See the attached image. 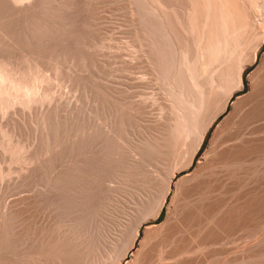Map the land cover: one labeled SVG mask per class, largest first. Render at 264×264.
<instances>
[{
	"label": "bare ground",
	"instance_id": "bare-ground-1",
	"mask_svg": "<svg viewBox=\"0 0 264 264\" xmlns=\"http://www.w3.org/2000/svg\"><path fill=\"white\" fill-rule=\"evenodd\" d=\"M97 1L99 0H86L85 3L82 0H38L34 3L36 5L32 6L33 3L29 0L32 7L29 6L28 2L26 3L28 7H25V5H22L23 0H0V116L5 115L8 110L11 112L15 111L17 107H22L23 109L20 108L22 111L28 109L27 113L31 112L32 114L34 113V107L40 106L41 108L37 116L35 114V120L33 119L34 117L32 118L34 121L31 118V120L29 119L30 122H33L31 124H34V129H32L36 132V143H38L37 135L40 134V141L35 155H29L31 152L26 150L25 147L28 143L21 142L23 126L18 122L16 124V121L12 122L15 124L5 125V122H8L7 119L10 118V111L5 115L6 119L5 117L2 118L5 121L0 125V132L2 133V136H0L3 139H1L2 144L0 143V146H3L2 150H5V152H12L13 156L17 155L15 161H17V157L20 156L21 158L23 156L21 159L23 161L26 160V162L24 161L25 164L27 162L28 164L34 163L36 166L35 161H37V167L40 165L43 168L46 163L49 167L48 163L52 165V158L57 148L70 143L71 140L67 139L68 133H74L77 130L79 134L76 135L78 137L80 133L83 135L82 131H79L80 129L73 131L76 125L74 124V126L70 120H67L69 119L67 118L69 114L66 116L67 119H61L62 117L59 116L60 111L57 107L56 110L54 106L53 108L50 106L54 104L56 99L53 98L55 96H57V102H59L58 99L62 98L58 96L56 91L64 86L65 82H70V84L74 82V87H72L75 90L77 89V94L84 92L88 96V94L92 95L94 92V97H97L95 95L97 90L95 89L101 90L100 88H95V84L91 82L92 79L82 77L83 71L78 72L77 66L76 71L82 75L74 78V74L77 73L72 72L73 65L70 68L71 70H65L66 63L63 65L62 57L58 54L63 55L64 60L68 61L66 60L67 57L73 56L74 53H76L74 57L78 53H83L81 59L86 60L85 57L83 58L84 53H86L84 48L86 50L90 49L87 55L91 54V48L95 49L97 45L88 48V44L91 42H88V40H90L92 33L97 31L96 34L100 36V32H103L95 30V28L102 29L101 23H103L101 22L102 19H99L102 18V14L97 18L95 13L97 12L96 15H98V13L105 10L101 8L105 4L100 7L101 0L100 2ZM119 1L122 3L123 0ZM123 2L125 4H122L130 9L128 13H132V17L135 16L134 20L138 25L136 29L138 35L136 37L140 38L142 45L141 42H137L138 38L133 40V42H137V45L139 43L142 47L145 44L146 48L142 49L147 50L148 53H144L145 58L144 56L142 58L147 62L146 64L149 68L147 70L151 71L150 73L159 83L158 85H161L164 99L161 105L163 118L161 117V120L157 119L156 121L150 120V125L148 127L145 125L147 127L145 134H143L145 131L143 129V137L140 136L142 139L137 138L139 140H135L130 136V128L132 127L135 114H138L136 111H140L139 107L135 108L120 101L119 105L121 104V106L114 105L118 106L117 110L113 108L112 111L114 110V112L108 115L106 113L105 119L102 117L105 122H101V116L100 118L96 116V119L102 123L101 127L104 126L100 135L102 137L101 151L96 150L86 156V148L92 142H96L95 137L92 135L85 138L83 135V138L74 139L73 145L75 144L77 149L76 158L71 161V165L68 164L70 167L67 171L63 172L62 170L55 179L60 191H67V194H69L70 200L66 203H70L78 211L83 212L86 209L87 211L84 212H88L91 215L88 230L85 229L87 230L86 233L78 238L72 237L76 235V232L70 236L67 234L69 232L62 234L61 232L57 233L58 230L52 233L45 231L36 239L34 237L33 243H28V245L26 244L24 247L19 248L18 246L22 245L18 234L21 229L19 232L15 230L13 220L23 214V212L25 213V210L29 208L32 202L30 203V200L28 201L24 198L17 201L14 200L15 202L6 205L2 216L0 212V264H149L155 246L160 245L164 248L170 243L172 251H168L166 248L168 253H165L166 255L163 256L160 264L163 263L164 259L171 260V264H183L179 254L188 252L189 248L185 247L188 239L195 237L208 242L211 239L213 230L227 229L230 225L228 218L231 215L233 217V212L235 217L237 215L238 218L236 219H238V222L242 221L241 218L247 216L244 215L243 204L247 207L244 197L238 195L235 200L233 199L234 203L227 204L223 202L221 193L224 189V181L240 167L256 165L261 160L264 161V57L259 66L247 78L249 91L238 97L233 103L231 112L215 130L204 156L202 155L203 157L198 161L194 171L178 181L176 180L181 172H189L193 168L211 128L214 127L218 118L228 111L235 95L245 89V72L250 66L256 64L258 55L264 46V0H124ZM20 3L23 7L20 6ZM114 4L115 6L117 5V3L112 2L110 3L111 6H106L108 5L106 4L105 8L108 9L109 7L108 10L112 11L113 9L111 10L110 7L112 8ZM97 9L98 11H96ZM121 9L124 8L121 7ZM126 12L127 10L125 9ZM104 14L105 18L108 14ZM110 15L109 13L108 17ZM93 17L100 21L101 25H97L98 28L94 27L97 22H93L96 20ZM260 17L262 18L261 20ZM92 19L93 21L91 22ZM106 19L109 20L108 18ZM134 20L133 22H135ZM92 23L94 25H91ZM131 23L128 28H132L130 32L133 31L135 35L137 33L135 32L136 26L135 23L131 26ZM108 25L107 27L105 25L107 29ZM102 27L104 28V26ZM134 35L133 38L135 39ZM102 38L107 39L104 36ZM111 38L113 39V37ZM93 40L92 45H95L94 43L97 41L94 42ZM108 46L111 45L108 44ZM141 46L138 45V47ZM41 53H45V55L47 53H57L58 57L56 56V58H61L56 59L57 61L55 62L52 55L53 58L51 57V59L53 60L51 62H53V65L48 61L53 66V71L51 70L53 74L45 69L42 63L44 61L38 60L37 56ZM70 58L73 59L72 57ZM72 61L75 62L76 60L73 59ZM86 62L82 66L86 69L85 71H88L87 74L89 75L90 69L85 66L87 65ZM46 72H51V75ZM71 73H74L73 76ZM96 78L98 77L96 76ZM56 81L61 82L60 84L58 82V86L56 85L59 88L58 90L51 87L52 85L55 87L54 82L57 83ZM51 83L52 85L50 86ZM53 89L57 93L55 96L54 94L56 93ZM76 97L78 96L76 95ZM106 98H110V96H106ZM98 100L100 102L102 99ZM105 102L102 100V103ZM59 103L58 106L60 107L62 102ZM72 103L74 102H70V106H72ZM68 104H66V107ZM105 104L111 105V102ZM105 104L104 108H107L108 105L105 106ZM77 106L82 108L79 105ZM77 106L76 109H79ZM111 106L110 109L112 108ZM69 107L67 108L68 110L72 109V107L70 109ZM106 108L104 109L105 112H107ZM68 110L66 111L68 112ZM79 110L83 111L84 109ZM37 111L36 109L35 112ZM85 111L84 114H86ZM88 111L86 112L88 113ZM15 112L14 117L18 113ZM79 112L77 110V114ZM89 112L92 117L94 111L92 112L93 114L91 111ZM63 113L66 115L65 112ZM74 113L72 114L74 115ZM90 115L89 118L91 119ZM98 115H100V111ZM83 117L85 118L86 116L84 115ZM18 119L20 118L18 117ZM80 119L82 118L80 117ZM19 121L22 120L20 119ZM74 122L77 123L78 120ZM89 123H91V120ZM96 127L98 129V126ZM86 129L84 130L85 133H87ZM29 130L27 132L31 133ZM100 136L98 135V137ZM32 139L33 142L31 144L33 145L35 142L34 138ZM20 142L23 145H20ZM23 142L26 141L23 140ZM28 142L30 143L29 140ZM75 145L73 148H75ZM33 146L30 147V151L37 147V145L34 148ZM95 149H98V147ZM26 152L29 153L27 154ZM4 155L6 157L7 154ZM56 159L58 158L56 157ZM59 160L61 159L59 158ZM148 165L151 167L154 165L156 169L154 168L155 170L153 171L156 173H152L151 170V174L150 168L147 169ZM105 169L113 171L112 177L114 178L115 175L116 179L118 178L115 181H119V184L110 188L108 194H106L107 196L102 198L100 197L102 193L100 194L99 191L98 179L100 172ZM57 172L56 170L55 174ZM105 173L107 174V171ZM106 174L104 175L106 176ZM31 175L33 176V174ZM108 176L111 175L108 174ZM3 177L5 176L3 175ZM103 184L106 183L103 182ZM106 186L108 187V184ZM48 188L46 187V189ZM52 188L54 189V187ZM118 188H121V191L125 189L128 194L127 198L131 197L133 207L129 210L126 219L120 224L119 234L114 237V241H112L113 243L108 251L102 254L99 248V241L104 237L102 236L104 233L101 235L106 227L104 225H108L106 220L109 216L114 215L119 210L118 205L122 204V202L120 204ZM39 189L41 188L39 187ZM42 189L44 190V188ZM59 193H57V196H59ZM169 194H173L170 203H168ZM22 195L20 194L19 197L21 198ZM26 195L32 196L29 193ZM65 199L68 198L66 197ZM47 200L49 201V199ZM255 202L252 209L256 210L261 206L259 204L261 201L255 200ZM165 208H167L168 213L164 222L160 223V225L146 226L147 221L154 222L158 220ZM231 211H233L232 214ZM249 213L250 211H248ZM29 214L32 215L31 212ZM115 215L112 217H115ZM78 217L79 219H76L81 220V216L78 215ZM67 226L69 228L68 223ZM230 227L232 226L230 225ZM144 228L145 231H143ZM142 234L144 237L141 240ZM258 259L260 258L258 257Z\"/></svg>",
	"mask_w": 264,
	"mask_h": 264
},
{
	"label": "rangeland",
	"instance_id": "rangeland-1",
	"mask_svg": "<svg viewBox=\"0 0 264 264\" xmlns=\"http://www.w3.org/2000/svg\"><path fill=\"white\" fill-rule=\"evenodd\" d=\"M38 0H31V3H33V5L32 4H30V2H29V0L27 1H25L24 2V0H23V3H22V5L24 6L25 5V7H28V4H26L27 2L29 3V6H34V5H36V4H34V3H36ZM82 1H84V3H85V1L86 0H82ZM94 1V0H93ZM124 1V0H123ZM122 1V3H124ZM97 2H100V0L99 1H97ZM103 2H105V3H103ZM117 3V5L116 6H118L119 4H121L120 6H118L119 8H120V10H119V8L118 7H116L115 6V4L114 5H112V8L110 7V9L113 11H109L108 9H109V7H108V9H106L105 7L106 6H111L110 5V3ZM19 3V2H18ZM25 3V4H24ZM93 4H94V2H92ZM119 0H110L109 2H108V0L107 1H103V0H101V4H99V6L101 7V6H103L104 4L106 5V4H108V5H104V7H101L102 9L104 8L105 10H103L102 12L100 11V10H102V9H100L99 10V12H101V13H98V15H96L97 14V12L95 13V16L97 17V18H99L100 16V14H102V18H99V19H102L101 20V22H103V23H101L102 24V26H104V28L101 26V28L102 29H96L95 28V30H98V31H103V32H100V36L99 35H97L96 34V32H94V33H92V35L90 36V40H88V42L89 41H91V42H89V44H88V48H91V47H94V46H96L95 47V49L94 48H91L92 50V52H91V54L90 55H87V53L88 52H90V49H87V50H89V51H87L86 50V48H84L85 50L84 51H86V53H84L85 55L83 56V58L85 57L86 58V60H84V59H81V57H82V54L83 53H78L77 54V56H75L74 57V55L76 54V53H74V55L73 56H70V57H74L73 59L74 60H76L75 62L74 61H72L73 59H71L70 57V59L67 57V59L66 60H68V61H65L64 59L65 58H63L64 56L63 55H61L60 53H58L59 54V56L60 57H62V59L61 58H56V56L58 57V55H57V53L56 54H54V53H47L46 55H45V53H41V54H39V56H37V58H38V60L39 61H44V62H42L43 64H44V66H45V69L46 70H48V71H51L53 68V62H51V60H55V62L58 60V59H61L62 60V62H63V65H64V63H66L65 64V67H67V68H65L64 66V69L65 70H71L70 68H72L71 66L73 65V68H72V72L74 71V73H77V74H74V76H73V74H72V76L74 77V78H78L77 76H79V77H81V75H82V77H89V79L91 80V82L92 83H94L95 85V88H100L101 90H103L104 92H106V94H108V95H106V94H104V92L103 91H101V90H99L98 91V89H95V90H97V91H95V95L97 96V97H94V92L92 93V95L91 94H88V96L87 95H85L84 94V92H81L82 94H80V93H78L77 94V89L75 90L73 87H74V82L72 83V84H70V82H65V84H66V86H65V84H64V82H62L63 84H64V86H62L60 89H62V90H60L58 87H56V85L58 84V82L59 81H56L57 83H55L54 82V84H55V87H53V85H52V83L50 84V86L52 87V88H54V89H56L57 88V90L58 91H56L57 93H58V96L62 99V101H61V99H58V101L61 103V105H60V107L58 106V103L59 102H57V96H55V95H57V93L55 92V90L53 89V91L56 93V94H54V96H55V98H53V99H56L55 101H54V104H51V108H53V106H54V109H56V107H57V109L60 111L59 112V116L60 117H62L61 119H65L66 118V116L68 115V117L67 118H69V119H67V120H70L71 122H72V124L75 126L74 128H73V131L75 130V129H80L79 131H82V133H83V135H84V138L85 137H87V136H89V135H92V136H94L95 137V140H96V142L94 141V142H92V144H89V146L86 148V156H88V155H90L92 152H94V151H101V146H102V137L100 136L101 135V131L103 130V128L102 127H104V126H102L101 127V124L102 123H100V120H101V122H105V120H103L102 119V117H104V119H105V116H106V113H107V115L109 114V113H112V112H114V110H117L116 108H118V106H121V104L119 105V103H120V101L121 102H123L124 104H130V106L132 105V107H139L140 108V111H138L137 109V111H136V113H138V114H135V116H136V118H135V116H134V118H133V121L135 122V124H134V122L132 121V127L130 128V131H131V137L133 138V139H135V140H139V139H142L141 137H143V134H145V132H146V128L148 127V125H150V122L152 121V119L154 120V121H156L157 119L159 120L161 117L163 118V112L161 111V105H162V103H163V101H164V99H163V91H161L162 89H161V85L159 86L158 84V82L154 79V77H153V75L150 73L151 71L150 70H147V69H149L148 67H147V62H146V60H144L142 57L144 56L143 54L144 53H146L147 52V50L145 51V49L143 50L142 48H146V46H145V44H143L144 46L142 47L141 45H142V42L139 40L140 38L139 37H136L137 35H138V31H136V29H137V22L134 20L135 19V16H133L132 17V13H128V11L130 10L129 9V7H125V5H123ZM125 4V3H124ZM18 5V4H17ZM20 6H21V3H20ZM23 6H21V7H23ZM31 6V7H32ZM127 6V5H126ZM114 7V8H113ZM121 7L122 8H124V9H121ZM117 8V9H116ZM125 9L127 10V12L125 13ZM124 10V12H122ZM96 11H98V9L96 10ZM105 11H107V12H105ZM121 11V12H120ZM104 13H106V14H108L109 15V13L111 14L110 16H112V17H108V15H106L105 16V18H104V16H103V14ZM113 13H114V15H113ZM118 14V15H117ZM105 15V14H104ZM126 15V16H125ZM99 16V17H98ZM131 17H132V19H131ZM94 19H96L95 17H93ZM106 18H108L109 20H107ZM112 18V19H111ZM99 19L97 20H94L93 21V19L91 20V22L93 21L94 23L95 22H97L96 23V25H94V23H92L91 25H94V27H97L98 28V26L99 25H101L100 24V21H99ZM262 18L260 17V20H261ZM111 20V21H110ZM115 20V21H114ZM133 20L135 21V22H133ZM110 22H112V23H110ZM132 22V23H131ZM125 25H124V24ZM130 23H131V26L133 25V23H135V32H137L135 35H134V32L133 31H131L130 32V30L132 29H130V28H128L129 27V25H130ZM259 23V22H258ZM106 25V27H107V25L109 24V25H111V26H109L108 25V29L105 27V25ZM98 25V26H97ZM93 27V26H92ZM93 27V28H94ZM111 27V28H110ZM106 28V29H105ZM128 28V29H127ZM134 29V28H133ZM94 30V31H95ZM126 30H127V32H126ZM106 31V32H105ZM109 32V33H108ZM132 32H133V34H132ZM105 33V34H104ZM98 34H99V32H98ZM102 34V35H101ZM104 34V35H103ZM108 37H107V36ZM133 35L136 37L135 39L133 38ZM102 36H104L105 38H107L106 40L104 39V38H102ZM96 37V38H95ZM111 37H113V39L111 38ZM138 38V39H137ZM94 39V40H93ZM96 39V40H95ZM103 39V40H102ZM137 39V42H141V45L138 43V45L139 46H141V47H138V45H137V42L135 43V41L133 42V40H136ZM92 40L95 42V41H97L96 43H94L95 45H92L93 43H92ZM104 40H105V42H104ZM110 40V41H109ZM139 40V41H138ZM107 41V42H106ZM109 41V42H108ZM143 41V40H142ZM105 44H104V43ZM107 43V44H106ZM100 44H102L101 46H99ZM108 44L109 45H111V46H108ZM105 45V46H104ZM107 45V46H106ZM137 45V46H136ZM141 48V49H138V48ZM93 49H94V51H93ZM135 49V50H134ZM98 50V51H97ZM138 50H141V51H138ZM145 51V52H143V51ZM136 51V52H135ZM95 52V53H94ZM148 53V52H147ZM48 54H49V56H48ZM50 54H51V56H50ZM89 54V53H88ZM40 55H41V57H40ZM43 55V56H42ZM52 55H53V57H52ZM55 55V56H54ZM81 55V56H80ZM93 55V56H92ZM137 55V56H136ZM139 55V56H138ZM79 56H80V58H79ZM91 56V57H90ZM39 57H40V59H39ZM51 57L53 58V59H51ZM90 57V58H89ZM94 57V58H93ZM136 57V58H135ZM139 57V58H138ZM263 57H264V46H263V48H262V50L260 51V53H259V55H258V60H257V62H256V64L255 65H253V66H250L247 70H246V72H245V89L244 90H241V91H239V94H236L235 95V97H234V99H233V101H232V103H231V105H230V107H229V109H228V111L225 113V114H223V115H221L219 118H218V120L215 122V124H214V127H212L211 128V130H210V132L208 133V135H207V138H206V141H205V144H204V147L202 148V150H201V152L199 153V156H198V158H197V160H196V162H195V164H194V166H193V168H191V170L188 172V171H183V172H181L179 175H178V177H177V180L176 181H178L179 179H181L182 177H184L185 175H187V174H189V173H192L193 171H194V169L196 168V166H197V164H198V161H200L201 160V158L204 156V153L206 152V150H207V148H208V146H209V143H210V141H211V138H212V136H213V134H214V132H215V130L217 129V127L220 125V123L226 118V116L231 112V110H232V107H233V103L237 100V98L238 97H240L241 95H244L245 93H247L248 91H249V87H248V81H247V78H248V76L251 74V72L254 70V69H256L258 66H259V64L261 63V61H262V59H263ZM43 58V59H42ZM80 60H79V59ZM89 58V59H88ZM138 58V59H137ZM140 58H142V59H140ZM144 58H145V56H144ZM48 59H50V60H48ZM57 59V60H56ZM90 61V63H89V61ZM64 60V61H63ZM83 60V61H82ZM140 60V61H139ZM48 61L50 62V63H52V65L50 64V63H48ZM79 61H82V62H79ZM86 61H88V62H86ZM94 63V65H93V63ZM84 62H86L87 63V65H85V66H87V67H89V71H90V73H89V75L87 74L88 73V71H85L86 69L85 68H83V66H84ZM67 63H70V64H67ZM144 65H143V64ZM76 64V65H75ZM97 64V65H96ZM99 64V65H98ZM70 65V66H69ZM75 65V66H74ZM81 66L80 68H78L79 66ZM83 65V66H82ZM92 67H91V66ZM134 65V66H133ZM76 66H77V69H76ZM94 66V67H93ZM95 66H96V68H95ZM135 67V68H134ZM50 70H49V69ZM82 69V70H81ZM93 69V70H92ZM98 69V70H97ZM134 69H136V70H134ZM79 72V71H83L82 72V74L80 75L77 71ZM100 70V71H99ZM147 72H146V71ZM53 71V70H52ZM51 71V72H52ZM76 71V72H75ZM92 71V72H91ZM51 72L49 73V72H46L47 74H49V75H51ZM85 72V73H84ZM101 72V73H100ZM81 73V72H80ZM91 73H92V76H91ZM52 74H53V72H52ZM88 76H87V75ZM149 74H151V75H149ZM75 75H76V77H75ZM85 75V76H84ZM93 75H94V78H93ZM101 75V76H100ZM149 75V76H148ZM96 76L98 77V78H96ZM150 76H152V77H150ZM98 79H100V80H98ZM153 79H154V81H156V82H154L153 81ZM99 82H98V81ZM96 81V82H95ZM153 81V82H152ZM61 82H59V84H60ZM69 83V84H68ZM98 83V84H97ZM68 84V85H67ZM109 85V86H108ZM58 86V85H57ZM71 86V87H70ZM73 86V87H72ZM98 86V87H97ZM60 87V86H59ZM64 87V88H63ZM68 87V88H67ZM106 87V88H105ZM72 88V89H71ZM76 88V87H75ZM67 90V91H66ZM79 90H81V91H83L82 89H79ZM107 90V91H106ZM75 91H76V93H75ZM111 91V92H110ZM62 92H64L63 94H61ZM78 92H80V91H78ZM60 93V94H59ZM75 93V94H74ZM110 93V94H109ZM65 94V95H64ZM85 96H84V95ZM98 94V95H97ZM104 94V95H103ZM67 95V96H66ZM71 97H70V96ZM74 97H73V96ZM76 95L78 96V97H76ZM101 95V96H100ZM103 95V96H102ZM115 95V96H114ZM122 95V96H121ZM63 96H65V97H63ZM87 96V98H85ZM106 96L108 97V96H110V98H106ZM114 98H113V97ZM92 97V98H91ZM103 97H104V99H103ZM112 97V98H111ZM96 98V100L94 101V99ZM63 99H65L64 101H63ZM67 99H69V100H67ZM70 99H72V100H70ZM74 99V100H73ZM80 99V100H79ZM88 99H90V100H88ZM98 99H102V100H104V102L106 101V99H108L107 100V102H111V105H113V106H111V105H108V104H105V103H107V102H105V103H102V100L99 102V100ZM111 99V100H110ZM79 100V101H78ZM115 100V101H114ZM69 102V104H68V102ZM94 101V102H93ZM53 102V101H52ZM65 102H66V104H68L67 105V107H66V104H65ZM70 102H74V103H72V106H70L71 104H70ZM88 102H89V104H88ZM55 103H57V104H55ZM59 103V104H60ZM95 104V105H94ZM103 104V105H102ZM104 104H105V106H107V108H106V111L107 112H105L104 111ZM118 105V106H114V105ZM136 104V105H135ZM139 104V105H138ZM56 105V106H55ZM64 105V106H63ZM74 105V106H73ZM77 105H79V106H81L82 108H79ZM82 105H84V106H82ZM63 106V107H62ZM72 107V109L75 111L76 110V112L74 113V111L72 110V109H70V107ZM76 106H77V108H79V109H84L83 111H81V110H79V109H76ZM98 106H100V107H98ZM102 106V107H101ZM110 106L112 107L111 109H110ZM69 107V109L70 110H68L67 108ZM74 107V108H73ZM85 107H86V109H85ZM94 107V108H93ZM96 107H97V109H96ZM16 108V107H15ZM20 108H22V107H17L16 108V112H18V113H16L15 111H10V110H8V111H10V118H8V116H7V121L8 122H5V125L7 124H9V125H12V124H20L21 126H23L22 127V132H21V138H22V143H28V144H26L27 146H25L26 147V150H29V152H31V153H29V155L30 154H33V155H35V151H37V148H38V144H39V139H40V134H38L37 135V142L38 143H36V132H34V124H31V123H33L32 121H34L35 120V118H36V116H37V114L39 113V111L41 110V108H40V106H36V107H34V109L36 110H38L37 112H35V110L33 109V114L31 113V112H29V113H27V110L28 109H25L26 110V112H25V110H20ZM92 108H93V111H94V114L92 113L93 111H92ZM101 108V110H99ZM103 108V109H102ZM114 108V110L112 111V109ZM12 109V108H11ZM18 109H19V111H18ZM23 109V108H22ZM44 109V108H43ZM42 109V110H43ZM56 109V110H57ZM12 110H14V109H12ZM63 110V111H62ZM65 110V111H64ZM66 110H68V112L66 111ZM73 112H72V111ZM77 110L78 111H80L78 114H77ZM91 111V113L93 114V115H95V116H93L92 115V117H91V115H90V112L88 111V113L86 112V111ZM100 111V115H98V113H99V111ZM110 110V111H109ZM8 111H7V113L5 114V115H7L8 114ZM32 111V110H31ZM84 111H85V113L87 114H84ZM142 111H143V113H142ZM14 112L17 114V116L22 120V121H24L23 123H24V125H26V126H24L23 125V123H21L22 121H19L20 119H18V117L16 116V114H15V116L17 117H14ZM20 112V113H19ZM23 112H25V113H23ZM63 112H65L66 113V115L63 113ZM83 112V113H82ZM95 112H96V114H95ZM103 112V114H101ZM105 112V113H104ZM12 113H13V116H12ZM32 115H31V114ZM72 113H74V115L72 114ZM142 113V114H141ZM25 114V115H24ZM30 114V115H29ZM35 114H36V116H35ZM105 114V115H104ZM4 115V114H3ZM2 115V117L0 116V125H2L1 123H3V121H5V119H6V116L4 115L3 116ZM20 115H24V116H20ZM80 115V116H79ZM86 116L85 118L83 117V116ZM89 115H90V117H91V119L89 118ZM104 115V116H103ZM27 116H28V118H27ZM31 116V117H30ZM71 116V117H70ZM96 116L98 117V118H100V116H101V118H100V120H98V119H96ZM3 117H5V119H3L2 120V118ZM16 118V119H14V118ZM25 117V118H24ZM34 117V118H33ZM74 119H73V118ZM76 117V118H75ZM80 117L82 118V119H80ZM23 118V119H22ZM32 119V121L30 122V120ZM71 118V119H70ZM78 118V119H77ZM88 120H87V119ZM11 119V120H10ZM13 119V120H12ZM25 119H26V121H25ZM30 119V120H29ZM84 119V120H83ZM27 120H28V122H27ZM77 121L78 120V122L76 123V122H74V121ZM85 120H87V121H85ZM90 120H91V123H89L90 122ZM94 120H96V121H94ZM103 120V121H102ZM151 120V121H150ZM161 120V119H160ZM11 121V122H10ZM13 121H16L15 123H12ZM94 121V122H93ZM18 122V123H17ZM96 122V123H95ZM29 124V125H28ZM96 124H98V125H96ZM8 125V126H9ZM27 125H28V129L26 128L27 127ZM32 125V126H31ZM79 125H81V126H79ZM95 125V126H94ZM147 127H146V126ZM3 126H4V124H3ZM7 126V127H8ZM94 126V127H93ZM96 126H98V129H97V127ZM31 127V128H30ZM79 127V128H78ZM81 127V128H80ZM95 127H96V129H95ZM139 127V128H138ZM9 128H11V127H9ZM33 128V129H32ZM87 128L88 129V131H90V133H88V131H87V129H86V132L87 133H85V129ZM26 129H27V131L29 130V129H31V130H29L31 133H29V132H27L26 131ZM95 129V130H94ZM102 129V130H101ZM145 131H144V130ZM94 131V133H92L93 131ZM133 130V131H132ZM76 132H77V130H75ZM74 131V133H68V135H67V139L70 141V143H66V145L64 144L62 147L60 146V147H58L57 148V150L55 151L56 153H57V155H56V153L54 154V157L52 158L53 159V161L51 162V164L53 165H50L49 163H48V165H49V167L47 166V163H46V165H44L43 166V168H41L40 167V165H39V167H37L38 166V164H37V161H35V163H36V166H35V164L34 163H31V164H33V165H31V164H28V162L25 164L24 163V161L26 162V160H24L23 161V159H21V158H23V156H21V158H20V156L19 157H17V161H15L16 160V156L17 155H14L13 156V153L11 152H5V150H2L3 149V146H2V148H1V146H0V212H1V216L3 215L2 213H4L5 212V208H6V205L7 204H10V203H12V202H15V201H17L18 199H22V198H24V199H26V200H30V203H31V205L29 206V208L27 209V210H25V213L23 212V214H21L19 217H17L15 220H13V222H14V224H13V226H14V228H15V230L17 231L18 230V232H19V230H20V232L18 233L19 234V238H20V243L22 244V245H19L18 247L19 248H21V247H24L26 244L28 245V243H33V240H35L37 237H39L43 232H47L48 231V233L50 232V233H52V232H54V231H57V233H67V232H69V233H67V234H69L70 236H72L73 234H75V232H76V235H73L72 237H75V238H78L79 236L81 237V236H83L85 233H86V231L88 230V228H89V226L90 225H88V224H90V221H91V215H89V213L88 212H84V211H87L86 209H84V211L82 212V211H78L76 208H73V206H71L70 205V203L68 204V203H66L67 201L69 202V197H68V195L69 194H67L68 192L66 191L67 190V188H66V192H62L63 190H61L60 191V188H58V184H57V182L55 183V179H56V176L59 174V173H61L62 172V170H63V172H66L67 171V169L70 167V165L72 164V162L71 161H74V159L76 158V152H77V149H76V145H75V148H73V140L74 139H77V138H83L82 136L83 135H81V133H80V136L78 137V135H76V134H79L78 132L76 133ZM95 131H100V132H96L100 137H98V135L95 133ZM143 131H144V133H143ZM23 132H24V136H23ZM25 132H26V134H25ZM33 133V134H32ZM143 133V134H142ZM30 134V135H29ZM67 134V133H66ZM94 134V135H93ZM97 136H96V135ZM0 135L2 136V133L0 132ZM27 135V136H26ZM34 135V136H33ZM0 136V143L2 144V137ZM30 136V138H31V140H30V138H28L27 139V137H29ZM65 137H66V135H64ZM138 136V137H137ZM141 136V137H140ZM25 137V138H24ZM69 137H70V139H69ZM32 138H34V142L36 143V145H37V147H36V149L34 148L36 145H35V143L32 145L31 143L33 142L32 140ZM137 138H139V139H137ZM2 139V140H1ZM27 139V140H26ZM23 140L24 141H26V142H23ZM28 140L30 141V143L28 142ZM68 141V142H69ZM20 142V143H21ZM20 144V145H23V144ZM30 144V145H29ZM94 144V145H93ZM73 145V146H72ZM97 145H99V146H97ZM33 146V148L34 149H32L33 151H30V147H32ZM68 146V147H67ZM66 147V148H65ZM70 147H72L73 149H75V150H73L72 148H70ZM98 147V149H95V148H97ZM184 147V146H183ZM28 148V149H27ZM70 148V149H69ZM100 148V149H99ZM74 152H73V151ZM60 152V153H59ZM73 153V155H72V153ZM88 152V153H87ZM91 152V153H90ZM11 154V155H9V154ZM27 153V152H26ZM27 153V154H28ZM63 153V154H62ZM4 154H7L6 155V157H5V155ZM23 154V153H22ZM69 154H71V155H69ZM61 155V156H60ZM203 155V156H202ZM264 155V154H263ZM262 155V156H263ZM13 156V157H12ZM25 156H27V155H25ZM56 157L58 158V159H56ZM264 157V156H263ZM5 158V159H4ZM9 158V159H8ZM59 158L61 159V160H59ZM73 158V159H72ZM20 159H21V161H20ZM55 159V160H54ZM263 159V158H262ZM7 161V162H6ZM9 161V162H8ZM58 161V162H57ZM71 162V163H70ZM11 163V164H10ZM19 163V164H18ZM24 165H23V164ZM21 164V165H20ZM64 164V165H63ZM68 164H70V165H68ZM2 165V166H1ZM150 165V164H149ZM147 166L148 168L147 169H149L150 168V173H151V170H152V173H156L155 171H153V170H155L156 169V167L153 165L152 167L151 166ZM35 166V167H34ZM46 166V167H45ZM51 166V167H50ZM64 166V167H63ZM56 167V168H55ZM54 168H55V170H54ZM151 168H153V169H151ZM155 168V169H154ZM245 168V169H244ZM25 169H27V170H25ZM45 169H46V171H45ZM60 169V170H59ZM240 169H241V171H240ZM11 170V172L9 173V171ZM38 170V171H37ZM58 171L57 172V174H55V171ZM107 171V174L105 173L106 171ZM105 170H103V171H101L100 172V175H99V179H98V187H99V191H100V194H101V196L100 197H106L107 195L106 194H108V192H109V189L110 188H113V187H116L118 184H119V181H115V179H116V176L114 175V178L112 177V174H113V171L112 170H108V169H105ZM30 171V172H29ZM105 171V172H104ZM111 171V172H110ZM148 171V170H147ZM259 171V172H258ZM31 173V174H33V176L31 175V174H29V173ZM32 172H37V173H32ZM102 172L104 173V174H106V176L103 174L102 175ZM22 173H23V175H22ZM25 173H27V175H25ZM39 173V174H38ZM47 173H48V175H47ZM151 173V174H152ZM8 174H10V175H8ZM20 175V177H18L19 175ZM36 174V175H35ZM108 174H110L111 176H108ZM3 175L5 176V177H3ZM30 175V176H29ZM155 175V174H154ZM154 175H152V176H154ZM22 176V177H21ZM36 176V177H35ZM236 176V177H235ZM39 177V178H38ZM43 177H44V179H43ZM111 178V179H109V178ZM12 178V179H11ZM20 178V179H19ZM103 178H104V181H103ZM108 178V179H107ZM47 179V180H46ZM51 179V180H50ZM118 179V178H117ZM116 179V180H117ZM233 179V180H232ZM236 179V180H235ZM5 180V181H4ZM11 180V181H10ZM21 180H23L22 182H21ZM31 180V181H30ZM37 180V181H36ZM42 180V181H41ZM45 182H44V181ZM48 183H47V182ZM50 181H52V182H50ZM105 182L106 184H103V182ZM110 181H111V183H110ZM13 182V183H12ZM27 182H29V183H27ZM44 182V183H43ZM22 183V184H21ZM33 185H32V184ZM40 183V184H39ZM44 185H43V184ZM51 183V184H50ZM55 183V184H54ZM4 184V185H3ZM21 184V185H20ZM36 184V185H35ZM108 184V187L106 186ZM224 189H223V191H222V200H223V202L224 203H227V204H232V203H234V200L236 199V196H242V197H244L245 198V202H246V205H247V207H245V204H243V206H244V215H247V216H245V218H241L242 219V221H240V222H238V219H236V218H238L237 217V215H236V217H235V213L233 212V211H231V214H232V212H233V217H232V215L231 216H229V218H228V221H230V225L232 226V227H230V225L227 227V229H229V230H227L226 228H225V230H220V231H218V230H213L212 232H211V239L208 241V242H204L201 238H195V237H193L192 239H188V241L185 243V247L186 248H189L188 249V252H184L183 254H179V257H180V260L182 261V263L183 264H264V161H262L261 160V162H259V163H257L256 165H244V166H242V167H240L238 170H236V172H234V174L233 175H231V176H229V177H227V180H225L224 181ZM24 185V186H23ZM49 185V186H48ZM52 185V186H51ZM57 187H56V186ZM105 185V186H104ZM16 186V187H15ZM32 186V187H31ZM41 186H44V187H41ZM104 186V187H103ZM230 186V187H229ZM243 186V187H242ZM25 187H27V188H25ZM39 187L42 189V188H44V190L46 189V187H49L50 188V190H49V188L48 189H46V191H44L43 189L41 190V189H39ZM52 187H54V189H56V190H54ZM19 188V189H18ZM24 188V189H23ZM236 188V189H235ZM30 189V190H29ZM54 191H53V190ZM119 189V193H118V196H119V200H121L120 201V204H121V202H122V204L124 205H118V207H119V210L118 211H116V215H115V217H112V216H114V215H112V216H109V218L106 220V222L108 221V225H104V226H106L105 228H104V230H106V231H102V233H101V235L102 236H104L102 239H100V241H99V244H100V246H99V248H100V252H102V254H105L107 251H108V249H109V247H110V245L113 243L112 241H114V237H117L116 235H118L119 233V228H120V224L123 222V220H125L126 219V216L128 215V213H129V210H131V207H133V202H132V200H131V197H129V198H127L128 197V194H127V192L125 191V189L123 190V191H121L120 189L121 188H118ZM239 189V190H238ZM261 189V190H260ZM12 190V191H11ZM33 190V191H32ZM19 191H21V192H19ZM37 191H39L38 193H39V195H37L38 193H37ZM56 191H57V193L58 192H60L59 193V196H57L58 194L56 193ZM252 191V192H251ZM31 192H35V193H31ZM45 192V193H44ZM62 192V193H61ZM123 192V193H122ZM24 193H25V195H24ZM32 194V196H30V195H26V194ZM105 193V194H104ZM255 193V194H254ZM259 193V194H258ZM20 194L22 195V197L20 198L19 196H20ZM36 194V195H35ZM47 194H49L48 196H47ZM104 194V195H103ZM54 195V196H53ZM65 195V196H64ZM251 195V196H250ZM258 195V196H257ZM28 196V197H27ZM63 196V197H62ZM172 196H173V194H169L168 195V203H170L171 202V199H172ZM232 196V197H231ZM16 197H18V198H16ZM34 197H35V199H34ZM37 197V198H36ZM51 197H53V198H51ZM62 197V198H61ZM68 198V199H65V198ZM125 198V200H123L124 198ZM235 197V198H234ZM256 197V198H255ZM15 198V199H14ZM32 198V199H31ZM57 198V199H56ZM60 198V199H59ZM123 198V199H122ZM38 199V200H37ZM47 199H49V201L47 200ZM54 199V200H53ZM63 199H65V200H63ZM234 199V200H233ZM256 201H258V200H260L261 201V203H259V202H257V203H259V204H261V206L258 208V209H252V206L256 203L255 202V200ZM8 200H10V201H8ZM12 200V201H11ZM15 200V201H14ZM35 200H37V201H35ZM40 200V201H39ZM123 200V201H122ZM9 203H8V202ZM51 201V202H50ZM124 201H125V203H124ZM233 201V202H232ZM6 202V203H5ZM63 202V203H62ZM42 203V204H41ZM128 203V204H127ZM38 204V205H37ZM5 205V206H4ZM47 205V206H46ZM54 205V206H53ZM56 205V206H55ZM59 207H58V206ZM68 205H70V206H68ZM249 205V206H248ZM67 206V207H66ZM121 206V207H120ZM122 206H123V208H122ZM69 207V208H68ZM70 207H71V209H70ZM125 207V208H124ZM249 207V208H248ZM42 208V209H41ZM68 208V209H67ZM120 208H121V210H120ZM248 208V209H247ZM45 209V210H44ZM74 209V210H73ZM118 209V208H117ZM247 209V210H246ZM64 210V211H63ZM29 211V212H28ZM62 211V212H61ZM71 211H73L72 213H71ZM124 211V212H123ZM248 211H250V213L248 214ZM32 213V215L31 214H29V213ZM122 212H123V214H122ZM164 212V213H163ZM163 212H162V215H161V217L158 219V220H156V221H147V224H146V226H152V225H160V223H162V222H164L165 221V219H166V216H167V213H168V210H167V208H165L164 210H163ZM68 214V215H67ZM76 214H78L79 216H81L80 217V219L81 220H78L79 219V217H78V215H76ZM80 214H82V215H80ZM27 215V216H26ZM64 215V216H63ZM67 215V216H66ZM74 215H76V216H74ZM30 216V217H29ZM69 216V217H68ZM52 217V218H51ZM67 217V218H66ZM73 217H75L74 219H73ZM86 217H88V218H86ZM122 217V218H121ZM248 217H250V218H248ZM76 218H78V219H76ZM83 218V219H82ZM113 218V219H112ZM116 218L118 219L117 221H116ZM231 218V219H230ZM62 219V220H61ZM65 219V220H64ZM69 219V220H68ZM89 219V220H88ZM230 219V220H229ZM240 219V218H239ZM21 220V221H20ZM55 220H56V222H55ZM72 220V221H71ZM83 220V221H82ZM86 220V221H85ZM237 220V221H236ZM249 220V221H248ZM64 221V222H63ZM66 221V222H65ZM82 223H81V222ZM89 221V222H88ZM73 222V223H72ZM78 222H79V224H78ZM83 222H84V224H83ZM151 222V223H150ZM251 222V223H250ZM24 223V224H23ZM53 223V224H52ZM63 225H62V224ZM67 223H68V225H69V228H68V226H67ZM75 223V224H74ZM86 223H87V225H86ZM119 223V224H118ZM20 224H21V227H20ZM51 224H52V226H51ZM106 224V223H105ZM115 224H117V225H115ZM17 225V226H16ZM23 225V226H22ZM47 225V226H46ZM62 225V226H61ZM65 225V226H64ZM86 225V226H85ZM51 226V227H50ZM58 226V227H57ZM71 226V227H70ZM80 226V227H79ZM82 226V227H81ZM119 226V227H118ZM45 227V228H44ZM50 227V228H49ZM57 227V228H56ZM64 227V228H63ZM84 227V228H83ZM116 227V228H115ZM56 228V229H55ZM65 228H66V230H65ZM115 228V229H114ZM55 229V230H54ZM85 229H87V230H85ZM22 230H23V232H22ZM229 231V232H227V231ZM143 231H145V228L143 229ZM24 232H25V234H24ZM32 234H30V233ZM36 232V233H35ZM71 232H72V234H71ZM114 232H116V233H114ZM215 232V233H214ZM29 233V234H28ZM221 233V234H220ZM22 234V235H21ZM36 234V235H35ZM108 234V235H107ZM114 234V235H113ZM21 235V236H20ZM30 235V236H29ZM38 235V236H37ZM218 235V236H217ZM101 236V237H102ZM107 236V237H106ZM29 237H30V239H32V240H30L29 239ZM34 237H35V239H34ZM107 239H106V238ZM143 237H144V235L142 234V237H141V240L143 239ZM214 237V238H213ZM224 239V240H223ZM24 240V242H25V244H24V242H22ZM103 240V241H102ZM140 240V241H141ZM29 241V242H28ZM192 241V242H191ZM211 241V242H210ZM27 242V243H26ZM101 242V243H100ZM245 242V243H244ZM190 243H191V245H190ZM198 243V244H197ZM204 243V244H203ZM102 244V245H101ZM107 244V245H106ZM171 244V243H170ZM170 244H168L167 246H164V248L163 247H161L160 245H157V246H155V248H154V250H153V253H152V257H151V260L149 261V264H160V261L162 260V258H163V256H165L167 253H168V251H172V246L170 245ZM30 245V244H29ZM170 245V246H169ZM193 245V246H192ZM196 247V248H195ZM261 247V248H260ZM102 248V249H101ZM166 248L168 249V251L166 250ZM103 250V251H102ZM165 250V251H164ZM245 250V251H244ZM106 251V252H105ZM255 251H256V253H255ZM105 252V253H104ZM248 252V253H247ZM155 253V254H154ZM166 253V254H165ZM154 254V255H153ZM243 255V256H242ZM183 257V258H182ZM251 257V258H250ZM258 257L260 258V259H258ZM262 257V258H261ZM190 258V259H189ZM188 259V260H187ZM248 259H250V260H248ZM255 259V260H254ZM245 260V261H244ZM258 260H260V261H258ZM156 261V262H155ZM165 261V262H164ZM164 261H163V263L162 264H171V260H169V259H167V260H165L164 259ZM170 261V262H169ZM191 261V262H190ZM255 261H258V262H255ZM187 262V263H186ZM196 262V263H195ZM246 262V263H245ZM251 262V263H250Z\"/></svg>",
	"mask_w": 264,
	"mask_h": 264
}]
</instances>
